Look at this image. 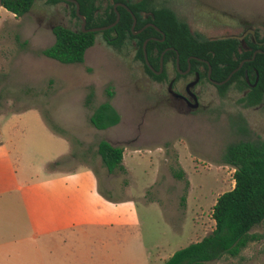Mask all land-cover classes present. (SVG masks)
<instances>
[{"label": "rangeland", "instance_id": "1", "mask_svg": "<svg viewBox=\"0 0 264 264\" xmlns=\"http://www.w3.org/2000/svg\"><path fill=\"white\" fill-rule=\"evenodd\" d=\"M150 2L170 8L203 38L241 35L248 26L264 37V0ZM113 3L98 0L102 10ZM57 25L81 26L65 1L36 0L20 17L0 1V131L9 151L3 169L12 165L16 183L23 185L48 179L50 172L91 166L106 197L133 202L138 223L69 229L31 238L23 247L19 236L17 242L9 238L6 223L17 217L24 222L23 203L5 183L0 264H164L215 228L217 198L235 186L226 148L264 139V105L244 103L236 85L222 91L204 79L196 86L199 109L184 113L168 91L176 76L173 62L158 79L147 71L135 39L115 47L99 31L83 63L64 64L42 54L54 43ZM190 78H180L175 90L184 92ZM108 99L121 121L97 129L90 116ZM102 139L124 148V171L108 172L98 153ZM252 231L261 240L236 257L224 255L208 264H264V223Z\"/></svg>", "mask_w": 264, "mask_h": 264}, {"label": "trees", "instance_id": "2", "mask_svg": "<svg viewBox=\"0 0 264 264\" xmlns=\"http://www.w3.org/2000/svg\"><path fill=\"white\" fill-rule=\"evenodd\" d=\"M0 1L2 7L20 17L32 8L36 0ZM48 1L53 3L65 1L70 4L73 7V16L82 24V20L77 16L75 3L67 0ZM119 1L126 3L128 8L118 6L117 10L121 14L119 22L100 32L105 36L106 41L115 47L124 43L129 37L135 39L139 47V57L147 71L158 79H164L167 76V67L170 62H173L177 79L185 77L177 65L179 57L180 70H186L190 63L193 70L202 69L201 76L209 81L208 73L211 67V77L223 81L242 60L252 58L254 51L258 49L254 40L203 38L192 32L189 25L180 20L170 8L155 7L150 0L136 2L114 0L115 3ZM78 2L81 13L87 18L86 28L109 25L117 18L114 4L102 10L98 0H78ZM143 13L149 15L147 19L143 17ZM133 14L137 17L134 30L132 29ZM148 22H153L164 34L154 26H148L138 34L134 33ZM53 31L55 41L44 48L42 54L64 64L83 63L87 49L94 45L96 35L100 33L84 31L82 25L77 29L57 25ZM148 38H150L146 47L148 59L157 71L161 66L162 53L166 48L173 47L164 54V67L161 74H157L147 63L143 45ZM162 38L164 40H161ZM261 49L264 50V46ZM232 85H236V88L243 92L242 101L247 105H264V52L257 53L254 59L246 61L229 81L218 85V88L224 91ZM113 94V91H108L109 98H112ZM92 97L93 91L87 98L88 105L91 104ZM120 121L121 115L111 99L98 105L90 116L91 124L97 129L110 128ZM98 153L108 172L125 170L122 146H116L102 139L98 143ZM224 160L226 164L235 168V186L217 198L213 207L215 228L201 240L175 251L164 264H208L224 255L236 257L250 243L261 240V234L252 230L264 223V139L229 144ZM59 162L60 160L56 161V163Z\"/></svg>", "mask_w": 264, "mask_h": 264}, {"label": "crops", "instance_id": "3", "mask_svg": "<svg viewBox=\"0 0 264 264\" xmlns=\"http://www.w3.org/2000/svg\"><path fill=\"white\" fill-rule=\"evenodd\" d=\"M26 110L18 112L24 114ZM0 138V195L5 191V183H8V189H15L17 197L21 198L25 211L24 222H20L19 217L17 222H6L10 225L7 232L11 234L9 238L13 242L20 239L24 247L31 243V238L69 229L90 226L119 227L138 223L133 202L118 203L106 197L100 189L96 170L91 166L50 172L48 179L43 181L23 185L16 183L14 167L11 165V170L10 166L7 167V171L3 169V160L9 157V151L1 131ZM8 242L9 239L6 244H10ZM3 248L6 249L5 246Z\"/></svg>", "mask_w": 264, "mask_h": 264}, {"label": "flooded vegetation", "instance_id": "4", "mask_svg": "<svg viewBox=\"0 0 264 264\" xmlns=\"http://www.w3.org/2000/svg\"><path fill=\"white\" fill-rule=\"evenodd\" d=\"M116 3H123V2L119 1V2H116ZM116 3L114 2L113 4L115 5ZM124 4H126V3H124ZM119 6H123V5H119ZM148 16L149 15L143 13V17L145 19H147ZM148 23H150V22H148ZM229 36H236L234 39H238L240 41H244L245 39H248L249 41L250 40H254V42L258 46V48H261V47L264 46V37H260L259 34L257 33L256 29L254 27H252V26H248L243 31V33L241 35L230 34V35H226V36H223V37H220V38H232V37H229ZM213 39H217V38H213ZM202 61H205V59H203ZM188 68L186 70H184V71H187ZM191 68L192 67H190L189 71L186 72L185 74L181 72V74L183 76H185V77H189L190 76L191 77L190 80L185 84L184 92H179V91L175 90V86L174 85L180 80V78H182V77H180L179 79H177V77H176L177 74H176L175 77L170 79L169 88H168L170 96L175 101H177L179 104H181L184 107V109L182 110L184 113H186V112H196L199 109L200 100H199V93L196 91V86L205 79L200 74V72H202V69L201 70H196V69L193 70V68L192 69ZM208 75H209V73H208ZM195 80H197V82L194 85H190ZM216 81H218V80H216ZM208 82L214 84L210 80V78H209ZM216 86H218V85H216Z\"/></svg>", "mask_w": 264, "mask_h": 264}, {"label": "water", "instance_id": "5", "mask_svg": "<svg viewBox=\"0 0 264 264\" xmlns=\"http://www.w3.org/2000/svg\"><path fill=\"white\" fill-rule=\"evenodd\" d=\"M67 1H70V2H73V3L76 4V13H77V16L82 20V24H81V25H82L83 30H84V31H91V32L104 31V30H107V29H109V28L115 26V25L119 22L120 17H121V14H120V12L117 10V7H118L119 5H123V6H125V7L128 8V5H127V4H124V3H116V4L114 5V7H115V9H116V11H117V18H116V20H115L114 22H112V23L109 24V25H105V26H94V27H91V28H86V25H87V18H86V16H85L84 14L81 13V11H80V3L78 2V0H67ZM129 10H130V9H129ZM133 17H134V22H133V25H132V29L134 30V28H135V26H136V24H137V17H136L134 14H133ZM148 26H154L158 31H160V32H162V33L164 34V32L161 31V29H160L158 26H156L154 23H152V22L147 23L143 28H141V29H139V30H137V31H134V33H135V34H138V33L142 32V31H143L146 27H148ZM229 37L235 38L236 36H229ZM152 38H154V39H159L158 37H152ZM164 38H165V37H164ZM164 38H162L161 40H164ZM149 39H150V38H148V39L145 41L144 45H143V48H144V51H145V57H146L147 63L149 64L150 68H151L152 70H154L157 74H161L162 71H163V67H164V54H165V52H166L168 49H173V47H168V48H166L165 51L162 53V55H161V66H160V69L157 71V70H155L154 67H152V65L150 64L149 59H148V54H147V51H146V47H147V43H148ZM261 52H264V50L261 49V48H258L257 50H255V52L253 53L252 58H247V59L242 60V61L240 62V64H239V66H238L237 68H235V69L229 74V76H228L225 80H223V81H216V80L212 79V77H211L212 68H211V67H210V69H209V75H208V76H209L210 80H211L214 84H216V85H222V84L226 83L227 81H229V80L231 79V77L233 76V74H234L235 72H237L240 68H242V66L244 65V63H245L246 61H250V60L254 59V58L256 57L257 53H261ZM195 58H197V59H199V60H203L202 58H199V57H196V56H195ZM177 65H178L179 71L182 72V73H184V74H185L186 72H188L189 69H190V67H191V64L189 63V68H188L187 71H182V70H180V67H179V57H178V59H177ZM196 82H197V80H195L194 82H192L190 85H194Z\"/></svg>", "mask_w": 264, "mask_h": 264}]
</instances>
